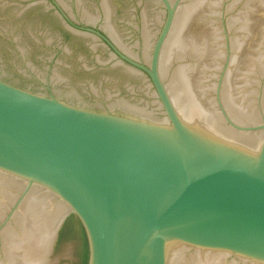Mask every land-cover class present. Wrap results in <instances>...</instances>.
<instances>
[{"label": "water", "instance_id": "1", "mask_svg": "<svg viewBox=\"0 0 264 264\" xmlns=\"http://www.w3.org/2000/svg\"><path fill=\"white\" fill-rule=\"evenodd\" d=\"M78 223L87 264H264V0H0V264Z\"/></svg>", "mask_w": 264, "mask_h": 264}, {"label": "trees", "instance_id": "2", "mask_svg": "<svg viewBox=\"0 0 264 264\" xmlns=\"http://www.w3.org/2000/svg\"><path fill=\"white\" fill-rule=\"evenodd\" d=\"M74 218L73 216H70L62 226V228L59 231V237L58 239L61 240L71 229V224H73ZM79 230L81 233L82 237V247L81 250L79 251V261L77 264H87L88 263V245H87V240L85 236V232L82 228V226L78 223Z\"/></svg>", "mask_w": 264, "mask_h": 264}, {"label": "flooded vegetation", "instance_id": "3", "mask_svg": "<svg viewBox=\"0 0 264 264\" xmlns=\"http://www.w3.org/2000/svg\"><path fill=\"white\" fill-rule=\"evenodd\" d=\"M68 23H69V25H71V27L79 29L78 27H76L75 25L71 24L70 22H68Z\"/></svg>", "mask_w": 264, "mask_h": 264}]
</instances>
